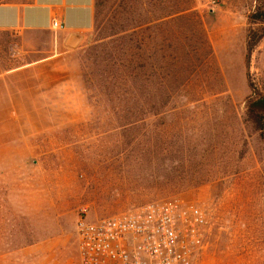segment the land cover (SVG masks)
I'll list each match as a JSON object with an SVG mask.
<instances>
[{"label":"rangeland","instance_id":"rangeland-1","mask_svg":"<svg viewBox=\"0 0 264 264\" xmlns=\"http://www.w3.org/2000/svg\"><path fill=\"white\" fill-rule=\"evenodd\" d=\"M96 1L73 52L0 84V264H80L83 209L170 199L207 213L196 264H264V0ZM35 59L0 34V73Z\"/></svg>","mask_w":264,"mask_h":264},{"label":"built area","instance_id":"built-area-1","mask_svg":"<svg viewBox=\"0 0 264 264\" xmlns=\"http://www.w3.org/2000/svg\"><path fill=\"white\" fill-rule=\"evenodd\" d=\"M88 212L76 225L80 264H196L203 249L207 213L182 199L95 221Z\"/></svg>","mask_w":264,"mask_h":264},{"label":"crops","instance_id":"crops-1","mask_svg":"<svg viewBox=\"0 0 264 264\" xmlns=\"http://www.w3.org/2000/svg\"><path fill=\"white\" fill-rule=\"evenodd\" d=\"M96 2L32 0L29 4H0V34L6 33L18 38V50L36 58L0 73V84L5 86V91L8 92L16 85L17 78L42 70L43 66L73 52L75 49L72 45L75 44L69 42V37L86 36L93 30L96 22ZM54 22H58L63 29L55 30Z\"/></svg>","mask_w":264,"mask_h":264},{"label":"trees","instance_id":"trees-1","mask_svg":"<svg viewBox=\"0 0 264 264\" xmlns=\"http://www.w3.org/2000/svg\"><path fill=\"white\" fill-rule=\"evenodd\" d=\"M249 20L253 24H264V7H258L257 10L252 13L249 17ZM250 40L252 38L250 37ZM258 43V42H257ZM257 43H252L249 41L248 43V50H247V61L250 62L252 53L257 45ZM264 102V98L259 99L257 102L252 104V108L249 109V120L255 126L256 130L261 134V137L264 141V112H260L256 109V105L258 103Z\"/></svg>","mask_w":264,"mask_h":264}]
</instances>
